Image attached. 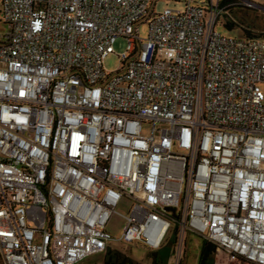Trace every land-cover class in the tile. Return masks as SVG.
<instances>
[{
	"label": "built area",
	"instance_id": "obj_1",
	"mask_svg": "<svg viewBox=\"0 0 264 264\" xmlns=\"http://www.w3.org/2000/svg\"><path fill=\"white\" fill-rule=\"evenodd\" d=\"M161 1L1 0L0 264L160 251L172 229L174 264L188 233L264 264V38L220 33L222 0Z\"/></svg>",
	"mask_w": 264,
	"mask_h": 264
},
{
	"label": "rangeland",
	"instance_id": "obj_2",
	"mask_svg": "<svg viewBox=\"0 0 264 264\" xmlns=\"http://www.w3.org/2000/svg\"><path fill=\"white\" fill-rule=\"evenodd\" d=\"M217 1V0H216ZM186 8L184 2H174L163 0L156 6L157 13H162L165 9H173L183 11ZM220 23H218L217 30L224 36L229 38H241L244 35L240 26L254 27L256 34L264 38V5L263 0H234L229 9H224L222 16H220ZM233 22L237 28L233 31L226 29L223 23ZM141 38L143 40L148 38L149 27L143 25L140 28ZM7 32V27L3 22L1 14V0H0V39L3 34ZM126 51V41L119 39L114 47V54L108 56L104 61V68L109 73H115L121 67L120 56ZM264 92V84L261 85ZM129 212V205H121L117 209L119 215H115L109 225V232L119 240L123 234L125 226L124 216ZM176 236L172 231L170 232L165 246L160 251H153L139 243L127 244L124 242H116L113 248L125 254L139 264H172L173 241ZM203 239L188 233L185 238L183 262L182 264H199L201 249L203 246ZM215 261V259H214ZM80 264H100L99 256H93L86 259ZM174 264V263H173ZM235 264V263H229Z\"/></svg>",
	"mask_w": 264,
	"mask_h": 264
},
{
	"label": "trees",
	"instance_id": "obj_3",
	"mask_svg": "<svg viewBox=\"0 0 264 264\" xmlns=\"http://www.w3.org/2000/svg\"><path fill=\"white\" fill-rule=\"evenodd\" d=\"M234 0H222L220 3V10L221 13L223 14V10L224 9H229V7L231 6V3ZM221 14V16H222ZM221 20V19H220ZM224 26L226 27V29H228L229 31H233L234 29L237 28V25L233 22H228V23H223ZM242 32L244 33L245 36L241 37L243 39H261L263 37H260L256 34V32L254 30V27H245V26H240L239 27ZM173 247L175 248V244H176V238L173 241ZM173 248V253L175 251V249ZM216 246L206 240L203 241V246L201 249V254H200V261L199 264H214V258H215V254H216ZM174 258L172 257V264L174 263ZM155 264H157V262L155 261Z\"/></svg>",
	"mask_w": 264,
	"mask_h": 264
},
{
	"label": "flooded vegetation",
	"instance_id": "obj_4",
	"mask_svg": "<svg viewBox=\"0 0 264 264\" xmlns=\"http://www.w3.org/2000/svg\"><path fill=\"white\" fill-rule=\"evenodd\" d=\"M98 256L100 264H139L113 247Z\"/></svg>",
	"mask_w": 264,
	"mask_h": 264
},
{
	"label": "water",
	"instance_id": "obj_5",
	"mask_svg": "<svg viewBox=\"0 0 264 264\" xmlns=\"http://www.w3.org/2000/svg\"><path fill=\"white\" fill-rule=\"evenodd\" d=\"M168 211H170V209H168Z\"/></svg>",
	"mask_w": 264,
	"mask_h": 264
}]
</instances>
